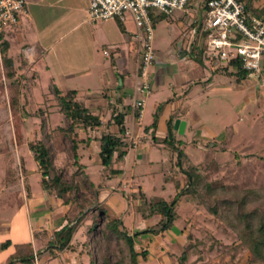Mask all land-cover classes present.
<instances>
[{
	"label": "rangeland",
	"instance_id": "374dc122",
	"mask_svg": "<svg viewBox=\"0 0 264 264\" xmlns=\"http://www.w3.org/2000/svg\"><path fill=\"white\" fill-rule=\"evenodd\" d=\"M187 8L194 13V17H190L189 20L195 23L184 24L185 26H180V29L176 26L179 32L177 28L168 30L169 17H165L157 11L152 13L154 57L155 55L156 57H164L166 60L164 62L171 65L172 68H175V65L177 68L183 67L182 62L178 61L184 60H190L197 65L198 80H195L190 86L192 87V96L184 98L181 108H185L187 113L195 112L198 120H201L213 133V137L209 138L207 133L202 132L199 127L191 129L189 125L184 134H175L173 120L170 129L173 133L172 140L168 137L166 139L156 138L154 143L150 140H140L136 145L138 149L142 150L138 158L139 161L134 159L132 149L128 151L123 166V181L117 185H120L122 189L124 186L127 187L122 191L113 193L109 191L111 190L109 188L112 184V187L116 189L114 186L116 184L113 183L119 181L120 178L107 180L106 176L110 177V175L98 164L97 156L91 155L88 161L86 156L90 155V151L81 147L78 148L77 155L82 156L79 163L84 168L80 171L73 157L70 139L55 129L60 125L62 128L67 126L65 118L57 112L53 90L48 89L49 74L52 75L56 87H59L56 76L59 72L56 67L49 68V71L55 70L49 74L38 70L39 82L36 87H34L35 81L24 75L21 82H18L20 84L19 101L22 113L26 115L23 117L21 126L24 143L17 147L13 143L14 156L7 161L6 167L2 155H0V264H6L8 257L14 252L13 246L15 244L22 245L30 242H34L32 264H36L38 261V258L35 260L34 255L39 257V264H89L88 256H92L94 260L99 259L103 242L102 230L106 220L102 216L91 231L90 228L95 222L94 214L96 211L86 212L96 207L97 201L93 197L96 190L100 188L108 187L109 190L107 191L118 200L119 205H121L118 208L121 213L118 214L123 223V229L129 235L154 225L157 221L155 217L145 219L135 210L138 195L143 192L142 195L147 198L166 199L173 195L175 181L180 184L179 186L183 185L185 176L180 174L176 167L177 151H181L193 165H196L198 170L214 186L223 185L234 190L264 186V104H260L259 101L262 97L256 94V97L251 99L248 92L250 88L243 84L240 85L241 89L237 90L232 75L236 70L234 68L226 70L227 68L217 61L206 58L205 33L202 32L205 1L192 0ZM158 15L161 18L154 20ZM113 21V26L118 29L128 26L129 22L134 25L129 15H126L123 22L116 19ZM199 21L201 28L195 37V43L193 42L190 48L188 45L187 49L179 50L180 38L177 33L187 35L192 27H197ZM100 23L102 22L97 21L95 24ZM176 35H178V39L173 42V39L177 37ZM190 41L191 39H189ZM171 43L173 44L171 45ZM83 59L84 57L78 56L76 64L82 63ZM16 60H18V65L23 62L21 58ZM64 60L67 63L72 62L73 55H65ZM39 66V63L34 65L35 68H39ZM27 67L29 64L24 63L21 69ZM151 69L150 67L149 73ZM214 69L218 71L211 73ZM86 76L85 74H78L75 78L76 81H70L71 83L68 82L67 85L69 89H76L78 97L82 100L88 92L79 86L82 83H87ZM0 78L2 79L1 66ZM170 81V76L164 75V85L158 87L156 107H153L154 103L150 102L155 93V90H152L153 93L142 109L141 124L143 126L151 122L150 119H153L154 114L159 111V104L163 106L166 97L173 93L175 88L173 83V87L168 88ZM8 83L9 81H7V87L4 88V94L7 91H13ZM91 86L89 84L87 87L90 93L100 91V87ZM251 90L256 91L255 88H251ZM181 95H177L175 100ZM4 99L6 100V97ZM175 115H178V112L173 114L172 119ZM7 116H9L8 112L6 114L2 100H0V147L3 146L4 139L10 136L8 131L10 121L8 120L9 123L6 121ZM57 134L60 136V140H56ZM31 140L41 141L46 146L54 173L60 176L63 183L74 186L73 195L75 199L82 200L87 207L83 211L84 217L78 225L79 228L77 227L78 230L72 236L71 248L60 252L56 249L44 248L45 243L52 236L53 227L50 229L47 227L40 228L42 230L38 233L30 222L32 218V214L29 212L32 203H30V196L42 195L43 197V190L39 183L40 169L26 146V142ZM131 177L133 178L132 182H134L132 184L129 181ZM6 181H9L12 186L5 187L3 183ZM23 186H26V190H23ZM16 192H18V196H16ZM45 194V196L48 194L53 196L49 192H45ZM46 199L48 203L49 197ZM46 199H43L42 202L46 203ZM97 206L105 208L110 214L107 204L99 202ZM92 213L94 214L92 215ZM67 214L66 212L65 215ZM53 215L56 213L54 212ZM47 218L49 217L47 216ZM145 234L147 236L140 234L135 239V244L139 248L137 251L143 249L147 251H145L144 260L140 256L138 257V264H160L153 255V253H157V248L159 250L162 248L161 244H158V237L155 238V234L152 233ZM149 234L151 236H148ZM163 235L162 243L170 245L165 257L167 264H172L185 247L189 251L187 264L227 263L229 258L224 253L229 251L235 243L234 234L230 229L215 221L203 208H196L184 200L179 202L177 223ZM37 241L43 243L38 244ZM110 248L114 252L117 251L114 242ZM37 251H39L38 255ZM246 257L245 255L242 257L235 256L234 260L238 258L235 264H246ZM108 259L109 261L113 260L112 254L108 256ZM165 261L162 264H166Z\"/></svg>",
	"mask_w": 264,
	"mask_h": 264
},
{
	"label": "crops",
	"instance_id": "0c3cea01",
	"mask_svg": "<svg viewBox=\"0 0 264 264\" xmlns=\"http://www.w3.org/2000/svg\"><path fill=\"white\" fill-rule=\"evenodd\" d=\"M238 1L244 6L248 13L255 16L264 15V0ZM24 2L26 13L18 19L16 25L2 33L3 39L7 43L6 57L11 59L16 75L20 74V76H28L31 80L35 81L34 87L38 86L39 82L38 70L39 72L43 71L44 73L49 74V72H52L51 70L49 71V68L53 66H55L56 70L59 72L56 75L59 87H56L53 83V78L51 77L52 75L50 76L49 74V90H53L54 88L60 92H76V89H69L67 86L68 82H75L76 75L78 74L87 75V83H82L79 87H82L83 90L86 89L88 92L86 97L83 99L84 103L90 108L92 113L99 116L102 126L97 130L98 132L84 129L77 130V140L81 141L86 138L92 139V137H96L99 132L105 129L111 133L116 131L110 120L111 109L108 108L107 101L109 104L119 103L125 108L128 107L124 116L123 127L125 128V131L129 133V135L126 136L127 140L131 143L132 140L135 141L129 150L132 149L134 151V159H136V161H139L138 158L142 153V150L138 149L136 146L140 140H150V142L154 143V139L156 138L166 139L168 137L171 139L173 137V133H171V131L167 134V123L171 122L172 124L173 120L183 122L181 132L173 129L175 134H184L189 125L191 129L199 127L202 132L207 133L209 138L213 137V133H211L201 120H198L195 112L192 114L187 113L185 112V108H181L184 98L186 96H192V87L190 86L195 80H198V68L192 61H178L182 62L181 64L183 67L177 68L175 65V68H172L171 65L165 63L166 60L164 57H156L155 55V62L152 64V69L149 73L150 91L148 95L144 96L136 89L140 46L139 41L134 37L137 30L131 22H129L128 26L121 29L113 26L114 19L101 21L102 23L98 25L95 24L96 22H90L86 17L87 0H24ZM187 10V14L176 13L172 17L168 18L167 26L169 31L173 28L176 29V26L180 29V26L183 27L191 22L189 18L194 17V13L191 9L189 10L187 8ZM177 34L180 37V34ZM178 35H176L177 37L173 39V42L178 39ZM172 44L173 43H171V45ZM98 50L100 51V54H98ZM103 52H106V54ZM65 55H73L72 62L67 63L64 60ZM78 56H82L84 59L81 61L82 63L76 64ZM17 58H21V60L23 59L21 65H18V60H16ZM24 63L26 65L29 64V67L23 68L22 70L21 67ZM37 63L40 65L39 68L34 67ZM75 65L77 66L75 67ZM225 67L227 68L226 70H228V68H233L228 65ZM217 71V69H214L211 73H215ZM233 74L234 73H232V75ZM164 75L170 76L171 81L168 83V88L171 89L173 87V83L175 87L174 91L171 96L166 97L163 106L159 104V111L156 114L155 127L150 128L153 120L152 118L150 119L151 122L149 124L143 126L141 124L143 111L140 119L136 120L133 111L130 109V104L141 98L144 102L143 107H145L147 99L153 93L152 90L154 89L155 93L152 95L150 102H153V107H156V102L158 100L157 91L159 86L164 85ZM233 80L236 84L235 88L237 90H240V85L243 84L245 87L250 88L248 92L251 99L253 97L255 98L257 94L262 97L259 100L260 104H264V58L260 62V69L257 74H247L243 78H238L233 75ZM89 84L94 88L100 87V91L90 93L87 88ZM251 88H255L256 91L253 92ZM183 91H185L186 94L183 93ZM180 94H182L181 97H178L175 100V97ZM177 112L178 115H175L174 119H172L173 114ZM108 121L110 122L107 125ZM60 128H62L61 125ZM56 138V140H60V136H58V134ZM97 146L98 142L95 140L86 143H77L75 155L76 163L79 165L80 171L84 168V166L79 163L82 156L77 155L78 148L81 147L90 151V155L86 156L89 161L91 155L95 154L97 156ZM127 153L123 157L122 163L112 166L113 169L121 170V173L117 176H106V179H109L110 181L117 177L120 178L119 181L113 183L116 184L114 185L116 186V189H114L111 184V187L109 185V189L111 190H109L108 187L97 189L93 197V199L97 201L95 205H98L99 202L107 204V208L110 210V213H113L118 217L121 213L118 208L121 205H119L118 200L113 197V194L107 190L116 193L127 187L124 186V189H122L120 185L117 186L120 181H123V166ZM132 179L133 178L131 177L129 180L131 184L134 183L132 182ZM24 189L26 190V186L23 190ZM44 194L45 192L43 191V197L42 195L30 196V203L32 202L30 204L31 210L29 211L32 214L30 222L34 228H36L38 233L40 230L44 229V227H47V229L53 227L52 232L56 231L66 224L67 219V215L65 214L68 211V205H63L61 201L54 198V196L49 194L48 196H45L46 194ZM16 196H18V194ZM47 197H49L48 203L46 199ZM25 198L27 200V194L25 195ZM43 199H46V203L42 202ZM167 199L168 198H166V200ZM53 211L56 215H53ZM47 216L49 218H47ZM168 231L169 230L165 232L167 233ZM163 233L164 232H158L155 234V238L158 237V244H161V249L164 251L157 248V253H153V255H155V259L160 262V264L165 261L168 246L170 247L169 244L162 243L164 236ZM142 236H147V234ZM148 236L151 235L149 234ZM176 240L178 241V238H176ZM33 243L30 242L29 244L34 251ZM37 243L42 244L43 242L37 241ZM135 248L137 250L139 249L136 244ZM144 250L146 251V249ZM34 256L35 260L38 258L36 264H39V257L36 255Z\"/></svg>",
	"mask_w": 264,
	"mask_h": 264
},
{
	"label": "trees",
	"instance_id": "16d2710c",
	"mask_svg": "<svg viewBox=\"0 0 264 264\" xmlns=\"http://www.w3.org/2000/svg\"><path fill=\"white\" fill-rule=\"evenodd\" d=\"M159 18L161 17L158 16L157 19ZM151 20L153 22V18ZM6 51L7 43L1 33L0 66L2 79L0 78V100H2L6 114L8 112L9 115L6 121H10V123L8 122L10 136L4 139V144L0 147V155H2L5 162V167L7 161L14 156L13 143L15 147L24 143L21 126L23 117L26 116L22 113L19 101L20 84H18L24 77L16 75L11 59L6 57ZM227 65L236 70L234 76L243 78L247 75L246 72L240 70L238 61H230ZM7 81H9L8 86L12 87L13 91H7L4 94L3 91L7 87ZM53 93L57 112L65 118L67 123L66 128L56 127L55 129L70 139L75 162L77 143L95 140L98 142L97 157L100 166L107 170L110 176L119 175L121 170L113 169L112 166L122 163L123 157L133 145L127 140L125 128L123 127L124 116L128 107L125 108L119 103L109 104L107 101V106L111 109L110 120L116 131L111 133L105 129L92 139L86 138L79 141L76 139L77 130L96 131L102 126L101 119L97 114L92 113L84 100L80 99L75 91L60 92L53 88ZM4 97H6V100ZM133 114L135 116L136 112L133 111ZM155 120L156 114L153 116L150 128L155 127ZM109 122H107V125ZM171 125V122L167 123V134L170 132ZM26 146L32 159L40 169L39 183L42 190L53 194L63 205H68L66 224L52 232V236L45 243L44 248L56 249L58 252L69 249L71 248L72 236L84 217L83 211L87 208L86 204L82 200L75 199L73 185L63 183L60 176L54 173L51 158L46 146L41 141H27ZM176 160L177 170L185 176V181L182 186H179L180 184L177 181L174 182V193L170 198L166 200L154 197L147 198L142 193L138 195L135 210L145 219L155 217L157 221L154 225L129 235L123 229L120 217L115 216L113 213L108 214L105 208L96 205V207L86 212L96 211L95 214L92 213L95 222L92 225L93 227L90 228L91 231L102 216L106 220L102 230L101 254L97 260H94L92 256H88L89 264H138L137 259L139 256L144 260L145 250L137 251L134 240L140 234H157L158 232L170 230L178 221V207L181 200L192 204L196 208H203L215 221L233 232L235 243L229 251L224 253L228 256L229 261L220 264H235L238 260V258L234 260L235 256L242 257V255L247 256L246 264H264V186L237 190L228 189L223 185L214 186L181 151H177ZM77 166L80 168L79 165ZM45 177H49V179H46V181ZM8 182L3 183L5 187L12 186ZM17 193L15 194L17 195ZM113 242L117 248L116 252L110 248ZM13 248L14 252L8 257L6 264L33 263V250L29 243L14 245ZM188 253L187 248H183L172 264H187ZM111 254L113 260L109 261L108 256Z\"/></svg>",
	"mask_w": 264,
	"mask_h": 264
},
{
	"label": "built area",
	"instance_id": "2783aa9c",
	"mask_svg": "<svg viewBox=\"0 0 264 264\" xmlns=\"http://www.w3.org/2000/svg\"><path fill=\"white\" fill-rule=\"evenodd\" d=\"M191 1L87 0L86 16L91 22L113 19L123 22L126 15H129L139 31L134 36L140 46L136 89L146 96L150 91L148 70L155 62L152 47V13L157 11L165 17H172L176 13L187 14V5ZM204 1L202 32L205 33L206 58L217 61L222 66H226L230 61H238L240 70L247 74H257L260 62L264 58V15L255 16L248 13L238 0ZM25 13L24 0H0V34L16 25L18 19ZM194 23L191 21L188 25ZM200 28L199 21L197 27H192L188 31L189 35L180 34L178 49L183 50L188 44L190 47ZM143 103V99L140 98L130 104V109L136 112V120L142 115ZM125 135L128 136L129 133L125 131ZM134 143L132 140V144Z\"/></svg>",
	"mask_w": 264,
	"mask_h": 264
},
{
	"label": "water",
	"instance_id": "95a60500",
	"mask_svg": "<svg viewBox=\"0 0 264 264\" xmlns=\"http://www.w3.org/2000/svg\"><path fill=\"white\" fill-rule=\"evenodd\" d=\"M183 127V122H180L178 120H175L173 123V129L178 130V132H181Z\"/></svg>",
	"mask_w": 264,
	"mask_h": 264
}]
</instances>
